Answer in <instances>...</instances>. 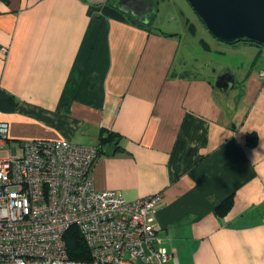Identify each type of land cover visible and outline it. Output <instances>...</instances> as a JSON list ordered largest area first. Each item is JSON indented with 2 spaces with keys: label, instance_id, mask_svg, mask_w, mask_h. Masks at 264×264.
I'll return each mask as SVG.
<instances>
[{
  "label": "crops",
  "instance_id": "obj_1",
  "mask_svg": "<svg viewBox=\"0 0 264 264\" xmlns=\"http://www.w3.org/2000/svg\"><path fill=\"white\" fill-rule=\"evenodd\" d=\"M166 1L0 0V89L16 103L0 113L8 145L98 146L113 133L95 187L161 193L166 264H264V52L253 71L214 70L233 76L221 91L179 31L152 27Z\"/></svg>",
  "mask_w": 264,
  "mask_h": 264
},
{
  "label": "built area",
  "instance_id": "obj_2",
  "mask_svg": "<svg viewBox=\"0 0 264 264\" xmlns=\"http://www.w3.org/2000/svg\"><path fill=\"white\" fill-rule=\"evenodd\" d=\"M8 132L0 118V264L168 262L155 227L161 193L127 200L114 189L96 188L90 171L97 145L35 138L16 148L8 145ZM71 226L88 259L69 256L65 234Z\"/></svg>",
  "mask_w": 264,
  "mask_h": 264
},
{
  "label": "rangeland",
  "instance_id": "obj_3",
  "mask_svg": "<svg viewBox=\"0 0 264 264\" xmlns=\"http://www.w3.org/2000/svg\"><path fill=\"white\" fill-rule=\"evenodd\" d=\"M152 27L179 31L181 45L188 46L186 49L190 57L194 55L199 61L204 62V72L211 78L215 75L214 70L223 71L220 70L221 64L234 72L238 68L253 71L262 63L264 46L249 41L227 44L216 39L206 29L187 0L166 1L162 11L152 22Z\"/></svg>",
  "mask_w": 264,
  "mask_h": 264
},
{
  "label": "water",
  "instance_id": "obj_4",
  "mask_svg": "<svg viewBox=\"0 0 264 264\" xmlns=\"http://www.w3.org/2000/svg\"><path fill=\"white\" fill-rule=\"evenodd\" d=\"M209 33L227 44L239 41L264 46V0H187ZM214 85L227 92L234 86L233 76L224 72L216 76ZM113 148L106 144L105 154Z\"/></svg>",
  "mask_w": 264,
  "mask_h": 264
},
{
  "label": "trees",
  "instance_id": "obj_5",
  "mask_svg": "<svg viewBox=\"0 0 264 264\" xmlns=\"http://www.w3.org/2000/svg\"><path fill=\"white\" fill-rule=\"evenodd\" d=\"M15 105L16 103L13 97L7 92L0 89V113L13 111L15 108ZM115 138H116L115 134L110 133V132L106 133L105 136L101 137V144L98 145V147H100L99 149H101L106 144H109L110 140H112L114 143ZM249 141L253 142V137L249 136ZM231 203H232L231 199L227 198L220 202L219 208L228 209ZM65 238H66L67 251L70 257L74 259H78V260L88 259L87 247L81 235L79 234L78 230L75 227L71 226L68 228L65 234Z\"/></svg>",
  "mask_w": 264,
  "mask_h": 264
}]
</instances>
